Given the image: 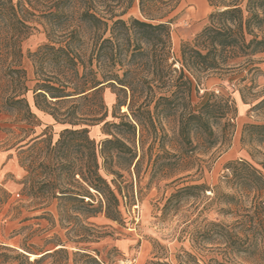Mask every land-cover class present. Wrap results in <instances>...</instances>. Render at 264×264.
<instances>
[{"label": "rangeland", "instance_id": "rangeland-1", "mask_svg": "<svg viewBox=\"0 0 264 264\" xmlns=\"http://www.w3.org/2000/svg\"><path fill=\"white\" fill-rule=\"evenodd\" d=\"M215 11L208 0H181L170 14L173 67L164 69L166 80L178 81L174 69L181 67L182 44L191 43ZM130 17L143 18L139 0L123 18ZM32 26L22 42L30 89L37 81L30 54L48 42L42 22L35 20ZM253 61L208 74L190 96L172 97L165 112L155 111L154 103L145 112L140 108L143 96L133 100L131 91L112 86L95 98L59 105L61 112L75 111L88 120L107 114L90 126L89 137L99 151L106 139L117 136L137 152L133 166L121 171L124 178L101 171L124 187V195H133L121 197L119 221L104 213L90 215L85 204L59 197L62 189L87 195L88 187L79 176L74 180L69 169L72 163H86L83 136L66 137L55 147L70 126L37 110L32 91L27 99L39 124L0 113V264H30L27 257L32 264H264V208L258 205L264 192L259 194L254 183L242 188L233 173L235 164L246 163L264 178V143L244 131L246 125L264 124V52ZM133 78L142 83L159 76L152 69H138ZM211 93L229 99L232 107L227 118L212 121L218 142L208 146L205 132L195 124L187 142L181 121L190 112L197 114ZM69 138L75 141L69 144ZM99 160L104 166L103 158ZM119 165L116 159L108 167L119 170ZM202 184L206 189L183 192L169 203L180 189ZM54 192L57 196H49ZM91 193L97 206L101 197L95 190ZM225 195L234 198L227 202ZM31 255L36 257L32 260Z\"/></svg>", "mask_w": 264, "mask_h": 264}, {"label": "trees", "instance_id": "trees-1", "mask_svg": "<svg viewBox=\"0 0 264 264\" xmlns=\"http://www.w3.org/2000/svg\"><path fill=\"white\" fill-rule=\"evenodd\" d=\"M180 1L139 0L143 18L126 20L123 17L135 0H0V113L17 115L31 125L39 124L27 99L32 91L37 110L51 115L58 124L70 126L63 130L55 147L64 144L66 137L83 136L84 148L88 150L86 163H72L69 169L74 180L79 176L88 187L87 195L62 189L59 197L85 204L90 215L104 213L111 220H121V197L133 195L129 191L124 195V187L117 185L115 179L108 181L101 171L106 169L122 179L121 171L129 170L138 155L117 136L106 139L99 151L96 142L89 137L90 126L92 122L105 120L107 114L88 120L75 111L61 112L60 104L78 98H95L105 86H112L131 91L133 100L143 96L145 100L140 108L145 112H151L153 103L155 111H169L174 102L172 97L177 94L190 96L208 74L225 73L252 64L254 56L264 52V0H208L217 11L210 15L208 25L191 43L181 46V60L178 61L181 67L174 71L179 73L178 81L183 80L182 83L166 80L164 69L173 67L169 63L173 19L169 16ZM35 20L45 26L48 42L30 54L37 77L30 89L23 67L22 42L32 31ZM138 69H152L159 79L138 83L133 78ZM133 105L130 103V110ZM231 109L229 99L211 93L197 114L190 112L181 121V135L190 142L195 124L205 132L204 142L208 146L217 144L212 121L227 118ZM130 126L136 130L135 125ZM244 131L264 143V124L246 125ZM74 141L75 138H69L67 143ZM48 143L53 144L51 137ZM116 159L121 164L119 170L108 167ZM233 173L234 180L242 188L254 183L259 194L264 192V178L250 165L237 163ZM192 189L206 187L203 184L184 187L169 199V203ZM91 190L101 197L97 206H94ZM49 196L55 197L57 192ZM225 197L227 202L234 198L232 195ZM87 198L89 201L85 202ZM258 205L264 208V201ZM228 232L229 236H234ZM25 252L32 254L28 250ZM27 261L32 264L28 257Z\"/></svg>", "mask_w": 264, "mask_h": 264}, {"label": "bare ground", "instance_id": "bare-ground-1", "mask_svg": "<svg viewBox=\"0 0 264 264\" xmlns=\"http://www.w3.org/2000/svg\"><path fill=\"white\" fill-rule=\"evenodd\" d=\"M36 256L35 255H31V259L33 260Z\"/></svg>", "mask_w": 264, "mask_h": 264}]
</instances>
